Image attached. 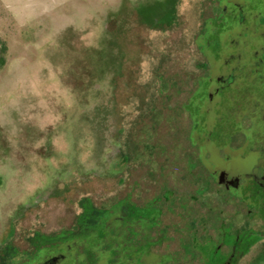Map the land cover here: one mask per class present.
<instances>
[{"label":"flooded vegetation","instance_id":"flooded-vegetation-1","mask_svg":"<svg viewBox=\"0 0 264 264\" xmlns=\"http://www.w3.org/2000/svg\"><path fill=\"white\" fill-rule=\"evenodd\" d=\"M181 1L142 29L178 25ZM182 11L189 70L171 71L169 47L144 39L131 66L132 97L147 87L135 71L148 53L158 87L144 151L120 146L126 180L107 201L81 196L54 232L14 224L0 240V264H238L264 244V0H196ZM162 122L169 141L155 129ZM169 224L184 228L180 237L167 232Z\"/></svg>","mask_w":264,"mask_h":264},{"label":"rangeland","instance_id":"rangeland-1","mask_svg":"<svg viewBox=\"0 0 264 264\" xmlns=\"http://www.w3.org/2000/svg\"><path fill=\"white\" fill-rule=\"evenodd\" d=\"M173 2L0 0V240L14 224L25 232L59 230L81 196L95 204L107 201L118 180H126L120 178V146L133 148L132 155L136 146L144 151L146 111L157 100L149 53L147 65L135 71L147 87L137 86L133 97L126 92L142 40L169 47L171 71L191 67L189 16L182 8L196 0L181 1L178 25L142 29L157 24ZM164 124L155 129L169 141ZM168 226L180 237L183 227ZM263 248L261 241L238 264H264Z\"/></svg>","mask_w":264,"mask_h":264},{"label":"trees","instance_id":"trees-1","mask_svg":"<svg viewBox=\"0 0 264 264\" xmlns=\"http://www.w3.org/2000/svg\"><path fill=\"white\" fill-rule=\"evenodd\" d=\"M3 60H2V58L0 59V63L2 62Z\"/></svg>","mask_w":264,"mask_h":264}]
</instances>
